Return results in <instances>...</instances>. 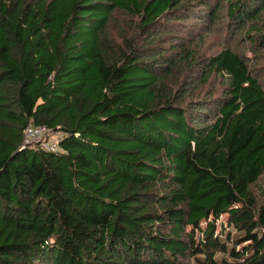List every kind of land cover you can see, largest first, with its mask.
<instances>
[{"label": "trees", "instance_id": "obj_1", "mask_svg": "<svg viewBox=\"0 0 264 264\" xmlns=\"http://www.w3.org/2000/svg\"><path fill=\"white\" fill-rule=\"evenodd\" d=\"M0 264H264V0H0Z\"/></svg>", "mask_w": 264, "mask_h": 264}, {"label": "rangeland", "instance_id": "obj_2", "mask_svg": "<svg viewBox=\"0 0 264 264\" xmlns=\"http://www.w3.org/2000/svg\"><path fill=\"white\" fill-rule=\"evenodd\" d=\"M204 15H207V14H202V16H201L202 18H200V21L197 22L196 25H195V26H197L196 27V32H195L194 35H191V37H195L196 41H198L197 43H199L200 48H202V51H204V52H214L215 51L216 52V51L220 50L224 46V44L221 41V39L223 37V30L222 31L218 30V32H213L211 30V33H209L207 35L205 33V28H206L207 22L209 20H207V18H204ZM198 27L200 28V30H199ZM180 28H182V27L180 26ZM233 40H232V42H233ZM239 48L242 51L247 53L246 56L248 57V59H251V60L255 61L258 58V57L254 58V59L250 58V57H252L253 54H252L251 51L248 50L247 45L240 44ZM255 188L257 189L256 186H255ZM226 220H227V215L225 214L217 221V224H218L217 231L218 232L220 231V229L222 227V224L224 222H226ZM202 227H204V228L206 227V222H204L202 224ZM222 229H223V227H222ZM230 229L233 230L232 228H230ZM225 231H229V228H227L226 224H225ZM197 234H199V231H197ZM244 245L245 244L239 245V249H242Z\"/></svg>", "mask_w": 264, "mask_h": 264}, {"label": "built area", "instance_id": "obj_3", "mask_svg": "<svg viewBox=\"0 0 264 264\" xmlns=\"http://www.w3.org/2000/svg\"><path fill=\"white\" fill-rule=\"evenodd\" d=\"M63 133L60 130L42 125H28L24 130V146H35L49 152L61 150L60 141Z\"/></svg>", "mask_w": 264, "mask_h": 264}]
</instances>
